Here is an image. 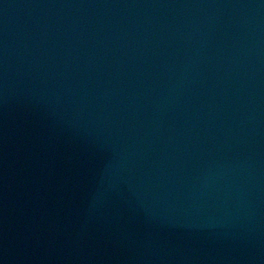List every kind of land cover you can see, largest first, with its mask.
<instances>
[{
	"label": "water",
	"instance_id": "obj_1",
	"mask_svg": "<svg viewBox=\"0 0 264 264\" xmlns=\"http://www.w3.org/2000/svg\"><path fill=\"white\" fill-rule=\"evenodd\" d=\"M0 264H264V0H0Z\"/></svg>",
	"mask_w": 264,
	"mask_h": 264
}]
</instances>
